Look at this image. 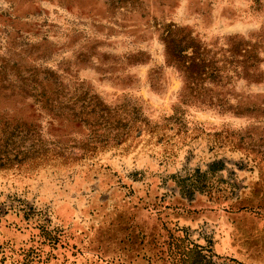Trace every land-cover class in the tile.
I'll return each mask as SVG.
<instances>
[{"label":"rangeland","instance_id":"rangeland-1","mask_svg":"<svg viewBox=\"0 0 264 264\" xmlns=\"http://www.w3.org/2000/svg\"><path fill=\"white\" fill-rule=\"evenodd\" d=\"M170 23L219 68L199 93ZM263 30L264 0H0V217L33 179L44 264H264Z\"/></svg>","mask_w":264,"mask_h":264},{"label":"trees","instance_id":"trees-1","mask_svg":"<svg viewBox=\"0 0 264 264\" xmlns=\"http://www.w3.org/2000/svg\"><path fill=\"white\" fill-rule=\"evenodd\" d=\"M259 41H264V30L258 35ZM162 40L166 46V54L171 64L175 65L182 73L186 91L194 90L197 93L199 83L207 77L216 79L219 68L215 65V60L210 57V51L204 47L200 41L193 36L192 32L185 27H179L175 23H170L164 28ZM232 58L241 57L237 63L246 65V76L252 80L259 81L263 78V73L257 70V63L260 61L256 46L247 40L231 38ZM251 69V72L250 70ZM254 70V71H253ZM195 86V87H194ZM184 95V94H183ZM103 111L110 112V107L106 105Z\"/></svg>","mask_w":264,"mask_h":264},{"label":"crops","instance_id":"crops-1","mask_svg":"<svg viewBox=\"0 0 264 264\" xmlns=\"http://www.w3.org/2000/svg\"><path fill=\"white\" fill-rule=\"evenodd\" d=\"M29 181L31 182L25 183L23 189L18 188L20 191L17 190V199L12 198V201L7 204L2 201L6 207L5 212L1 211L4 214L0 217V264H44V251L41 244L43 242L40 239H33L34 235L29 229V225H39L38 211L32 209L35 196L33 190L31 193L30 188L27 189L29 185L34 184V180ZM4 192L1 189L0 196ZM5 196L9 200V195ZM8 224L17 228H10Z\"/></svg>","mask_w":264,"mask_h":264}]
</instances>
